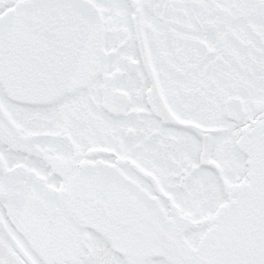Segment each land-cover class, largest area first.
<instances>
[{"label": "snow or ice", "instance_id": "snow-or-ice-1", "mask_svg": "<svg viewBox=\"0 0 264 264\" xmlns=\"http://www.w3.org/2000/svg\"><path fill=\"white\" fill-rule=\"evenodd\" d=\"M0 264H264V0H0Z\"/></svg>", "mask_w": 264, "mask_h": 264}]
</instances>
